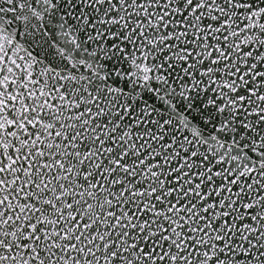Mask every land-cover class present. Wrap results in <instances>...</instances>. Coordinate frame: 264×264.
Returning <instances> with one entry per match:
<instances>
[{"label":"snow or ice","instance_id":"6c2138e0","mask_svg":"<svg viewBox=\"0 0 264 264\" xmlns=\"http://www.w3.org/2000/svg\"><path fill=\"white\" fill-rule=\"evenodd\" d=\"M0 264H264V0H0Z\"/></svg>","mask_w":264,"mask_h":264}]
</instances>
